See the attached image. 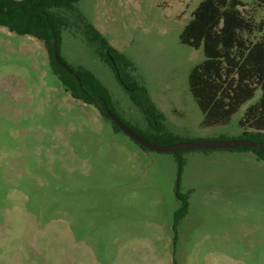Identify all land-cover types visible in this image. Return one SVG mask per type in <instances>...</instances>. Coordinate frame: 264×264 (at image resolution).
<instances>
[{"label": "rangeland", "instance_id": "1", "mask_svg": "<svg viewBox=\"0 0 264 264\" xmlns=\"http://www.w3.org/2000/svg\"><path fill=\"white\" fill-rule=\"evenodd\" d=\"M200 1L77 3L114 48L127 88L77 25L62 30L60 56L94 73L120 117L150 141L157 135L132 100L142 97L137 86L180 141L240 139L239 120L259 90L215 126L201 125L189 91L204 56L179 35ZM240 1L264 22V5ZM181 156L179 167L175 153L115 131L71 97L40 40L0 26V264H264V161L223 148ZM176 190L188 211L173 230Z\"/></svg>", "mask_w": 264, "mask_h": 264}, {"label": "trees", "instance_id": "2", "mask_svg": "<svg viewBox=\"0 0 264 264\" xmlns=\"http://www.w3.org/2000/svg\"><path fill=\"white\" fill-rule=\"evenodd\" d=\"M79 1L0 0V26L40 40L48 54L51 71L72 98L93 105L115 131H121L107 117L105 109L109 108L126 126L148 140L144 135L149 133L132 128L120 117L108 89L94 73L83 66L74 68L60 56L62 30L77 25L100 59L112 67L119 83L128 87L114 48L79 11ZM251 1L264 5V0ZM242 5L240 0H201L180 33L179 40L194 49L202 48L204 59L190 70L188 76L189 91L203 115L201 125L227 124L242 105L260 91L258 100L246 108L239 124L244 129L241 139L262 145L232 149L251 151L257 159L264 161V35L255 38L257 33L263 32L264 22L256 23L241 10ZM55 53L71 72L55 61ZM135 89L142 93V97L133 92L132 100L157 135V141H148L156 144L180 141L177 135L165 130L156 120L153 103L145 88L137 86ZM186 150L189 149L173 152L179 167L183 164L181 153ZM176 197L180 205L174 213L173 230L188 211L187 195H181L176 190Z\"/></svg>", "mask_w": 264, "mask_h": 264}, {"label": "water", "instance_id": "3", "mask_svg": "<svg viewBox=\"0 0 264 264\" xmlns=\"http://www.w3.org/2000/svg\"><path fill=\"white\" fill-rule=\"evenodd\" d=\"M55 61L67 71L71 72V69L67 64L62 61L57 53L54 54ZM107 117L118 127L119 130L128 135L139 145L146 149L164 151V152H175L183 149H232L238 146H250L257 147L261 146L262 143L255 142L247 139H236V140H181L173 144H156L150 142L126 126L109 108L105 109Z\"/></svg>", "mask_w": 264, "mask_h": 264}]
</instances>
